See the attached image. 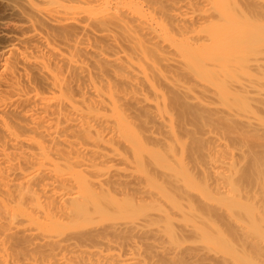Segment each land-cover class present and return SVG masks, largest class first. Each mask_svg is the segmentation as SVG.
Segmentation results:
<instances>
[{"label":"bare ground","instance_id":"bare-ground-1","mask_svg":"<svg viewBox=\"0 0 264 264\" xmlns=\"http://www.w3.org/2000/svg\"><path fill=\"white\" fill-rule=\"evenodd\" d=\"M198 1L6 0L0 17V37L8 43L0 74V251L7 237L22 243L21 237L32 235L21 224L36 218L16 204L25 193L52 208L76 198V188L63 179L47 178L51 163L43 159L68 156L71 166L86 172L81 180L90 189L98 184L92 183L91 169L106 161L99 148L126 126L135 125L146 140L175 139L182 130L203 143L209 159L196 170L204 178L224 177L238 162L256 157L264 146V89L238 91L234 99L246 108L240 112L214 106L219 95L214 90L179 83V34L185 24L213 20L210 12L198 19ZM251 137L255 145L248 144ZM53 142L68 147L55 151ZM14 196L22 199L15 203ZM46 244L49 255L66 248L51 244V253ZM19 246L37 245L29 240ZM10 251L0 252V264H11ZM54 257L39 260L71 264L68 256L67 263ZM23 258L12 262L41 264L37 257Z\"/></svg>","mask_w":264,"mask_h":264},{"label":"rangeland","instance_id":"rangeland-1","mask_svg":"<svg viewBox=\"0 0 264 264\" xmlns=\"http://www.w3.org/2000/svg\"><path fill=\"white\" fill-rule=\"evenodd\" d=\"M5 2L0 0V17ZM198 2L196 16L210 12L213 20L207 24L209 20L204 21L203 15L197 16L203 23L195 18L200 26L185 24L179 34V83L214 90L219 94L214 106L240 108L242 112L246 108L241 109L235 94L264 89V0ZM205 37L208 40L204 41ZM196 39L201 40L196 43ZM7 44L0 37V74ZM142 137L135 125L126 126L119 137L99 148L106 161L89 171L96 181L92 183H98L90 189L81 180L86 172L71 166L74 164L68 156L63 155L69 164L62 156L59 160L56 155L41 158L44 164L52 165H48L52 170L46 173L47 178L56 182L63 179V184L79 193L53 208L44 204L42 197L40 202L29 193L32 202L25 192L26 198L24 193L15 194L25 198L14 196L15 203L22 199L17 207L25 211L30 208L27 212L36 220L21 224L22 229H31L30 238L21 237V243L9 236L0 252L8 254L11 250V264L22 261V257L34 262L54 254L65 259L60 262L71 257V264H76L74 260L77 264H264V146L253 155L256 157L238 162L224 177L211 174L204 178L196 170L209 159L203 143L182 130L175 139L171 135L162 141ZM249 143L255 145V138ZM55 144V151L68 147ZM246 161L249 164L245 167ZM29 240L41 245L23 247ZM14 241L24 249L16 242L15 247ZM46 243L66 250L61 253L55 248L56 253L49 255ZM78 257L92 261L80 262Z\"/></svg>","mask_w":264,"mask_h":264}]
</instances>
